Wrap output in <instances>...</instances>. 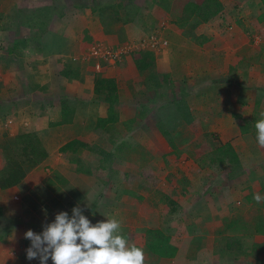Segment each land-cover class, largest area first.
Returning a JSON list of instances; mask_svg holds the SVG:
<instances>
[{"label": "crops", "instance_id": "0c3cea01", "mask_svg": "<svg viewBox=\"0 0 264 264\" xmlns=\"http://www.w3.org/2000/svg\"><path fill=\"white\" fill-rule=\"evenodd\" d=\"M220 1L224 5L220 16L198 28L195 37L188 38L183 31H178L176 42L153 52V67L145 71L138 69L137 57L133 56L127 57L123 66L104 65L98 72L84 62L83 39L72 31L54 35L52 41L60 40V49L26 51L21 64L15 68L11 59L4 68L1 62L0 137L7 140L35 132L48 156L21 183L0 188V264H40L39 258L27 259L26 250L31 241L25 238V233L32 230L41 234L57 213L67 211L71 216L76 206L83 209L93 224L106 222L107 218L121 220L122 235L128 234L130 243L144 250L145 264H264V227L255 232L258 224L251 223L241 208L248 195L242 186L246 174L230 179L229 176L201 179L204 170L195 164L201 171L199 180L184 192L191 201V208H184V198L178 196L175 199L177 210L171 214L161 198L154 194L139 197L137 190L126 187L121 172L124 176L131 174L133 162L117 159L114 143L108 144L106 129L99 127V120L108 116V106L105 96L103 100L96 99V77L114 80L117 95L124 94L125 99L138 94L149 96L145 103L151 101L150 109L161 112V119L179 122L178 127L173 128H184L187 125L184 122L191 118L197 122L209 121L210 127L213 126V132H209L229 136L227 143L243 135L255 138L256 129L251 121L259 120L260 112L264 111L263 4L261 0ZM144 12L142 22L147 23L150 12ZM223 18L230 26L221 34L215 24ZM139 24L138 21L136 25ZM127 25L117 28L121 41L135 42L149 35L136 30L138 28L126 29ZM249 29L255 30L254 34ZM121 33L126 35L121 37ZM201 38L206 41L198 44ZM189 41H193L192 49L186 46ZM17 51L13 49L11 54ZM71 70L77 71L78 76L72 78ZM171 93L172 96L178 94V99L169 102ZM156 96L166 100L155 104ZM184 97L189 99L191 117L182 115ZM175 105L178 108H174ZM166 108L169 115L165 113ZM137 115L140 114H133L131 118ZM115 132V137H119V130ZM201 133L207 132L188 135L198 138ZM73 141L83 145L75 144L65 154L61 153V149ZM121 144V141L115 143ZM255 149L264 153L263 147L257 145ZM100 150L114 155L108 165L101 161ZM129 151L126 148L123 152ZM78 163L90 166L92 171H79ZM151 186L145 178V188L152 189ZM9 217L14 222L6 228ZM25 222L26 226L22 224ZM148 230L171 232L167 237L177 247V255L164 258L153 254L147 247ZM219 232L226 236L222 250L227 257L218 255ZM193 244L199 247H192L195 251L188 253ZM239 248L241 255H235L234 250ZM47 264H53L51 258Z\"/></svg>", "mask_w": 264, "mask_h": 264}, {"label": "rangeland", "instance_id": "374dc122", "mask_svg": "<svg viewBox=\"0 0 264 264\" xmlns=\"http://www.w3.org/2000/svg\"><path fill=\"white\" fill-rule=\"evenodd\" d=\"M164 3L165 2L162 0H0V64L2 62L4 68V66L10 63L11 59V61L15 63V68L17 65L21 64L23 54H25L26 51L31 50L32 52L33 49L37 51L45 49L48 44L53 42L52 39L55 34L63 35L72 31L75 35L81 37L83 31L87 30L93 36L99 47L102 46L105 49L109 48L113 51H118L119 48L127 47V49H125L127 53L122 55L120 60H115L114 63L103 60L102 58L91 56H89L88 59L84 58V62L93 68L95 67V69L96 64L99 63L101 69L98 70V72L102 71L104 65L110 67L123 66L126 64L127 57H133L135 55L133 53L141 51H149L150 53L154 52L150 50H142L139 47V42L146 39L148 36L157 34L161 39L169 42L168 47H170L172 41L176 42L179 38L177 32L182 31L178 27V23L181 21V11L173 12L172 5H170L168 9L162 8L160 4ZM145 10L150 12V21L147 23L142 22V16L145 13ZM138 21L140 24L137 26L136 23ZM218 23L219 24H215V26L217 25V29L219 32L221 31V34H223L222 31L228 30V27L230 26L225 22L224 18L223 20L218 21ZM124 24H128L125 27L126 29L129 28L132 30L138 28L136 30H139L140 32L144 31L145 34L149 35L135 42L132 40L129 41L128 39L121 41L117 36V28H120V26L121 28H124V26H122ZM206 24L197 26L191 35L189 32L191 29L190 27L188 32L185 33L186 36L188 38L197 36L199 33L197 29ZM249 30H252L251 33L254 34L255 30ZM122 34L123 33H121V35ZM125 35L126 34H123L121 37ZM253 39L256 40L257 38L253 37ZM200 40L202 41L203 39L201 38ZM205 41L206 40H203L202 42ZM16 44L18 45L17 48L19 51L12 55L11 51L16 49L14 48V45ZM97 45L95 46L97 47ZM192 45L193 41H189L186 46L192 49ZM90 50L84 55H89ZM28 59L31 58L28 57ZM149 71V75L152 76L153 80V73L151 74V70ZM99 88L100 87L96 86L95 81L96 99L103 100L104 94L97 92ZM150 96L153 97L152 94H150ZM1 97L2 93L0 92V98ZM149 99V96L144 94L134 95L131 98L126 99L124 98V94L123 96L117 95L115 110L118 115V121L109 125L107 128V140L109 142L108 144L114 143L113 149L115 150V153L118 152L117 159L120 158L125 163L133 162V171H129L131 174H126L124 176L123 171L121 172L120 170H117V172L120 171L122 173L123 182L127 183L126 187L131 188L133 191L135 190L134 192L137 190L139 196L142 194L143 198L154 194L157 198H161V201L170 199L177 205L178 203L175 199L179 196L184 198V208H191V201L188 200L184 192L190 184H194L199 180L198 178L201 171H198L195 164L198 165V162L203 158V156L201 157L197 154V151L198 149H204H202V144L205 133H201L202 136H199L198 138L195 136H189L188 133L197 135V132H213L211 130L213 126L210 127L209 121L197 122L190 118L189 121L184 122L187 124L184 128H182L183 126L177 128L179 122H176L175 119H169L168 121L163 120L161 119L163 118L161 112L154 111L152 107L150 109V104H152V102L145 103ZM177 99L178 94L172 96L171 93L167 100L171 102ZM165 100L166 99L164 98L160 99L158 96L153 99L155 104H160ZM188 100V97L184 100L182 112L183 117H191ZM105 104L107 105L106 101ZM181 106L179 108H181ZM174 108H178V106L175 105ZM166 112L168 113L167 115H169V109L166 108L165 113ZM133 114L140 115L139 117L137 115V118H131ZM181 125L185 124L182 123ZM175 126L177 127L173 128ZM218 126L220 127L221 125L218 124ZM117 130H119V137H115L114 135ZM176 132L178 133L176 134ZM218 138L223 143H227L229 140V136H219ZM235 139L236 141L229 143L234 147L240 157V168L231 173L230 166H224L223 168L207 167L203 169L204 171H202L203 173L200 178L203 179L207 176L210 177L208 179H224L229 176L228 179H230L233 176L239 177L242 174H246L243 178L245 180H243L242 186L244 187L243 191L248 195L247 199H244L241 208L245 217L248 218L251 223L254 224L255 222L258 224V227L254 229V231L257 232L258 229L261 230V228L264 227V203L258 204L254 199V196L257 193L264 196V153L262 154V152L255 149V146L258 145L256 135L255 138L250 135H247V137L243 135V137H236ZM183 140H189V142L187 141L188 143L186 142L187 144H185L183 143ZM119 141H121L122 144L120 146L115 145V143ZM1 142L4 143L6 141L1 140ZM187 146L189 147L187 148ZM248 146H251V148ZM126 148L131 151L128 153L123 152ZM203 152L205 154L210 151L207 149ZM142 165H145L146 167H138ZM147 170L151 171L153 177H158L157 179L161 178L153 184L154 186L152 189L148 190L145 188V183H143V181L145 182L143 173ZM149 173L150 172L147 174ZM136 177H138V179H135ZM140 177H143L144 179H141ZM186 179L187 182L184 183ZM130 180H132V183ZM120 190L124 192V189L121 188ZM72 191H70V194ZM167 207L170 209L168 205ZM190 218L192 219L193 217ZM13 222V218L9 217V221L5 222L7 225L6 228H10ZM259 222L261 223V228ZM22 224L26 226V222ZM169 233L165 232V235L167 236ZM224 234L225 233L222 235V232L217 234V251L218 255L220 254L219 256L227 257L226 251L222 250L226 243V236H224ZM124 236H126L128 240L130 239L128 234ZM196 246V244H193L188 253L193 254L195 249L192 247ZM170 247L169 243H166L167 249L165 248V251L172 254ZM198 247L199 246H197V248ZM199 251L200 250H198V252ZM234 252L235 255H241L240 248L234 250Z\"/></svg>", "mask_w": 264, "mask_h": 264}, {"label": "trees", "instance_id": "16d2710c", "mask_svg": "<svg viewBox=\"0 0 264 264\" xmlns=\"http://www.w3.org/2000/svg\"><path fill=\"white\" fill-rule=\"evenodd\" d=\"M164 4H160L162 8L168 9L172 5L173 12L181 11L178 27L187 33L189 28L190 35L196 29L197 26L201 24L209 23L214 20L216 17L222 14L224 11V5L220 0H162ZM263 4L261 20L264 19V0H261ZM166 6V7H165ZM192 20V21H191ZM193 24H192V23ZM191 24V26H190ZM189 34V33H188ZM82 46L87 54L89 50L97 42L94 40L93 36L87 31L84 30L81 35ZM198 44H201L202 41L198 40ZM17 43V41H16ZM18 44V43H17ZM14 45V48L18 50L17 46ZM61 41H53L48 44L45 50L49 49H60ZM12 53V51H11ZM134 54V53H133ZM134 57H137L136 63L138 69L145 71L153 67L154 54L149 51H141L139 54H135ZM103 61V60H102ZM70 76L75 78L78 76L77 71H70ZM96 86L100 87L97 92L104 94L105 101L108 105L107 113L108 116L106 119L99 120V127L106 129L109 125L114 124L118 121V116L115 110V105L117 104V88L114 80L96 78ZM251 124L255 128V123L251 121ZM0 139V188L6 189L18 185L22 180L27 176V174L42 163L48 156V152L45 149L40 137L35 132H26L15 136L14 138L5 140L6 142L2 143ZM75 144H79L77 141H73L61 149V153L65 154L66 150L73 148ZM204 148V149H203ZM209 149L210 152L204 154L203 151ZM202 149L199 152V155L203 158L198 162V165L201 169L207 167H219L223 168L224 166L231 167V173L240 168V157L237 151L230 143H223L217 135L214 133L207 132L204 134V140L202 144ZM102 155V162L107 163L112 162L114 155L108 152L100 150ZM71 153V152H70ZM75 155V154H74ZM72 157V156H71ZM73 158V157H72ZM75 158V156H74ZM73 158V159H74ZM78 170L81 172L92 171V168L89 166L87 168L84 164L78 163ZM103 168V167H102ZM150 172L149 174H147ZM233 175V174H231ZM143 177L149 179L151 185L154 186L157 182V179L151 178L153 174L150 170H147L143 173ZM152 179V180H151ZM143 183H145L143 181ZM140 197V196H139ZM164 203L170 207L171 214L175 213L177 208L174 201L167 199L164 200ZM232 226V225H231ZM261 228V223H259ZM260 232V231H259ZM146 241L148 249L160 257L169 258L175 257L177 255L178 249L170 243V238L165 235L163 230H148L146 232ZM166 243H169L171 246V253L165 251ZM167 249V248H166ZM156 251V252H155ZM158 252V253H157Z\"/></svg>", "mask_w": 264, "mask_h": 264}, {"label": "clouds", "instance_id": "9594fccd", "mask_svg": "<svg viewBox=\"0 0 264 264\" xmlns=\"http://www.w3.org/2000/svg\"><path fill=\"white\" fill-rule=\"evenodd\" d=\"M255 122L256 141L264 147V111ZM11 122L9 121V124ZM256 203H264L257 193ZM31 241L27 259L39 258L40 264H145V252L122 235V221L107 218L95 224L76 206L72 215L67 211L56 214L55 220L44 226L41 234L32 230L25 233Z\"/></svg>", "mask_w": 264, "mask_h": 264}, {"label": "built area", "instance_id": "2783aa9c", "mask_svg": "<svg viewBox=\"0 0 264 264\" xmlns=\"http://www.w3.org/2000/svg\"><path fill=\"white\" fill-rule=\"evenodd\" d=\"M169 46V42L167 40L161 39L157 34H152L148 36L146 39H143L139 42V47L142 50H150L154 52H159ZM127 47L119 48L117 51H113L109 48H103L102 46L93 47L90 50L89 55H84L85 59H88L89 56L95 58H102L103 60L114 63L115 60H120L122 55H125L127 51L125 50ZM96 69L100 70V64H96Z\"/></svg>", "mask_w": 264, "mask_h": 264}]
</instances>
